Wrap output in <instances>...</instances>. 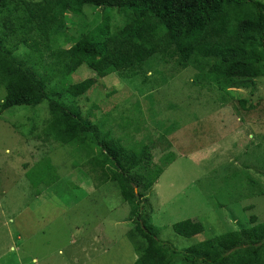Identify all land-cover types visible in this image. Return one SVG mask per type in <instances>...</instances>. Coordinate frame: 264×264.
I'll use <instances>...</instances> for the list:
<instances>
[{"label":"rangeland","instance_id":"374dc122","mask_svg":"<svg viewBox=\"0 0 264 264\" xmlns=\"http://www.w3.org/2000/svg\"><path fill=\"white\" fill-rule=\"evenodd\" d=\"M83 12L60 37L61 48L88 31L93 11ZM24 52L14 58L23 60ZM195 74L176 71L150 88L157 75L149 73L145 90L141 80L128 84L111 76L75 102L84 124L101 121L99 131L112 130L126 149L149 147L151 165L139 174L154 178V185L141 212L158 240L181 252L264 222V77L221 89L204 81L195 86ZM76 75L91 77L84 69ZM4 96L0 88V103ZM47 119L45 103L0 113V258L12 259L1 264H135L142 242L132 234L130 209L116 183L99 185L84 148L44 142ZM250 188L263 195L243 198ZM184 220L201 223L203 232L177 236L172 225Z\"/></svg>","mask_w":264,"mask_h":264},{"label":"trees","instance_id":"16d2710c","mask_svg":"<svg viewBox=\"0 0 264 264\" xmlns=\"http://www.w3.org/2000/svg\"><path fill=\"white\" fill-rule=\"evenodd\" d=\"M86 7L93 11L90 29L68 49L61 48L60 37L77 25L75 19L82 20ZM20 49L24 58L17 61ZM187 68L196 73L195 86L204 81L230 89L263 78L264 0H0V88L5 93L0 113L45 103L49 119L41 130L43 141L53 138L92 154L89 164L99 185L116 183L129 206L132 234L142 242L135 264H264V222L182 252L158 240L141 212L154 185V178L139 174L151 165L149 147L126 149L112 130L99 131L101 121L84 124L75 107L111 76L128 84L141 80L145 90L149 73L157 75L150 81L155 88ZM83 69L91 77L79 80L76 74ZM246 103L239 101L242 109ZM249 191L243 198L263 195ZM203 229L191 220L172 225L182 238Z\"/></svg>","mask_w":264,"mask_h":264},{"label":"crops","instance_id":"0c3cea01","mask_svg":"<svg viewBox=\"0 0 264 264\" xmlns=\"http://www.w3.org/2000/svg\"><path fill=\"white\" fill-rule=\"evenodd\" d=\"M6 228H7V231L8 232H6V234L7 235H9V236H11L12 235V233H11V230H10V228L8 229V226H6ZM26 236H30V235H24V238L26 237ZM24 238H23V240H24ZM18 240H21V239H18ZM4 258L3 257H1L0 258V264L1 263H5V262H11L12 261V259H10L11 261H5V260H3ZM16 258H13V261L16 263V261H17V263H19L20 261L19 260H15ZM35 261V260H34ZM32 262H33V260H32ZM85 264H90V262L87 260L86 262H85Z\"/></svg>","mask_w":264,"mask_h":264}]
</instances>
